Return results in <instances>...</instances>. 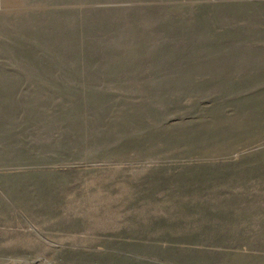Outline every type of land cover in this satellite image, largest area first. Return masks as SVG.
<instances>
[{
	"label": "rangeland",
	"instance_id": "374dc122",
	"mask_svg": "<svg viewBox=\"0 0 264 264\" xmlns=\"http://www.w3.org/2000/svg\"><path fill=\"white\" fill-rule=\"evenodd\" d=\"M119 1L10 0L0 107L31 172L113 177L126 153L148 155L126 143L167 141V228L28 213L26 237L15 220L0 237V264H264V0H167V101L118 70Z\"/></svg>",
	"mask_w": 264,
	"mask_h": 264
},
{
	"label": "crops",
	"instance_id": "0c3cea01",
	"mask_svg": "<svg viewBox=\"0 0 264 264\" xmlns=\"http://www.w3.org/2000/svg\"><path fill=\"white\" fill-rule=\"evenodd\" d=\"M116 7L117 47L119 54L125 53V60L117 62L118 70H125L126 79L147 78L148 84L162 85L160 89L167 101V0H122ZM11 13L10 0L7 3L0 0L3 44ZM142 53H155V57L136 60V55ZM10 67L5 60L0 61V103L3 101V105L11 92V77L6 75L10 74ZM11 118L12 110L0 107V237L11 230L13 220L20 222L15 225L19 230L15 234L23 233L26 237L28 213L36 214V220L50 216L58 222L77 221L79 225L91 220L115 219L119 229L125 228L134 236L167 228V141L126 143L122 146L124 150L148 149L142 153L148 155L137 158L128 152L120 158L113 177L78 180L71 173H42L36 167L39 171L31 172L24 156H11L12 142L18 136V142H22L20 127H13ZM10 244L2 239L0 250L8 249L11 253ZM17 246L26 254V242L16 241Z\"/></svg>",
	"mask_w": 264,
	"mask_h": 264
}]
</instances>
